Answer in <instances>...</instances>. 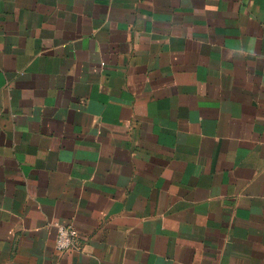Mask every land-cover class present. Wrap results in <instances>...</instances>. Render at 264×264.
I'll list each match as a JSON object with an SVG mask.
<instances>
[{
    "label": "crops",
    "instance_id": "obj_1",
    "mask_svg": "<svg viewBox=\"0 0 264 264\" xmlns=\"http://www.w3.org/2000/svg\"><path fill=\"white\" fill-rule=\"evenodd\" d=\"M0 264H264V0H0Z\"/></svg>",
    "mask_w": 264,
    "mask_h": 264
},
{
    "label": "built area",
    "instance_id": "obj_2",
    "mask_svg": "<svg viewBox=\"0 0 264 264\" xmlns=\"http://www.w3.org/2000/svg\"><path fill=\"white\" fill-rule=\"evenodd\" d=\"M56 248L58 250L68 249L73 246L77 236V231L72 226L56 225Z\"/></svg>",
    "mask_w": 264,
    "mask_h": 264
}]
</instances>
